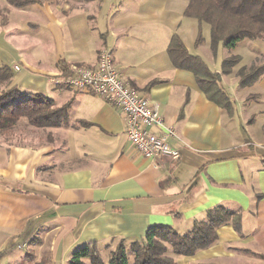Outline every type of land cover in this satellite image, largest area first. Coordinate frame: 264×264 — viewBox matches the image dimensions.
Returning a JSON list of instances; mask_svg holds the SVG:
<instances>
[{
  "label": "crops",
  "instance_id": "obj_1",
  "mask_svg": "<svg viewBox=\"0 0 264 264\" xmlns=\"http://www.w3.org/2000/svg\"><path fill=\"white\" fill-rule=\"evenodd\" d=\"M187 2L39 0L24 10L6 7L7 15L27 17L30 31L14 41L3 31L14 21L0 25V67L12 71L10 84L69 108L66 123L45 129L43 138L0 139L3 264H17L22 249H34V263L66 264L89 243L107 254V246L127 247L155 226L184 235L217 207L239 215L238 227H218L213 245L173 257L176 264H264V76L246 89L237 68L221 76L228 114L206 99L192 73L173 68L172 34L214 73L229 56L222 47L214 55L199 52L204 40L194 45L199 25L183 16ZM101 49L111 51L123 81L157 105L175 132L167 144L177 160L144 158L127 140L115 105L53 84L65 69L95 66Z\"/></svg>",
  "mask_w": 264,
  "mask_h": 264
},
{
  "label": "trees",
  "instance_id": "obj_2",
  "mask_svg": "<svg viewBox=\"0 0 264 264\" xmlns=\"http://www.w3.org/2000/svg\"><path fill=\"white\" fill-rule=\"evenodd\" d=\"M38 2L5 0L7 8L17 10ZM183 16L199 25L195 46L203 40L201 26H208L209 47L213 55L218 47L231 50L243 41H264V0H188ZM167 55L173 68L192 73L206 99L228 114L232 106L219 85L221 76H230L237 68L235 74L241 89L252 87L264 76V62L247 68L240 66L238 56L225 58L221 62L220 74L214 73L198 56L187 52L177 34H172L169 39ZM65 70L64 75L67 73ZM11 79L12 71L7 66L0 67V135L11 133L21 120L34 129L57 128L66 123L68 103L54 107L40 94L21 92L10 84ZM239 219V215L219 207L213 208L207 211L204 221H195L187 234L179 235L170 228L155 226L148 228L140 241L127 247L122 241L114 243V249L107 246L106 263L97 245L89 243L75 250L67 264H128L129 256L132 264H176L173 257H189L210 247L216 241L218 227L226 224L238 227Z\"/></svg>",
  "mask_w": 264,
  "mask_h": 264
},
{
  "label": "built area",
  "instance_id": "obj_3",
  "mask_svg": "<svg viewBox=\"0 0 264 264\" xmlns=\"http://www.w3.org/2000/svg\"><path fill=\"white\" fill-rule=\"evenodd\" d=\"M67 72L62 78L53 80V84L94 94L115 105L123 117L127 140L144 158H179V152L167 144V138L174 136V130L164 126L157 105L123 81L112 62L110 50H100L95 66H72ZM151 128L164 130V133L156 135Z\"/></svg>",
  "mask_w": 264,
  "mask_h": 264
},
{
  "label": "rangeland",
  "instance_id": "obj_4",
  "mask_svg": "<svg viewBox=\"0 0 264 264\" xmlns=\"http://www.w3.org/2000/svg\"><path fill=\"white\" fill-rule=\"evenodd\" d=\"M39 1V0H38ZM109 0H106V2ZM117 4H114V7H116ZM7 8L6 5H4V1L0 0V23L4 21L5 19H8V22L14 21L11 23H8L7 26L3 29V31L6 34V37L9 38V40L17 39L14 41H19L20 36L18 38H14L15 36H18L20 33L24 35L25 33L30 32L25 25L26 22H28V18L25 16L15 17L13 14L7 15ZM106 15H109L107 13V10H104L101 12L100 17H98V22L102 25L104 23V20L106 18ZM104 19V20H103ZM103 21V22H102ZM204 28H206V31L202 33V39L204 40V44L201 45L200 53H204L203 50L207 49L208 52L210 51V47L208 45L209 43V28L207 25L203 24ZM4 26L0 27L3 28ZM208 30V32H207ZM202 40V42H203ZM226 53H228L229 56H238L240 57V66L245 67H251L256 64H260L264 62V41L263 40H256V41H243L239 44H237L233 49L226 50ZM56 107L55 105H53ZM47 132L45 129H34L29 126L25 125V121L21 120L19 121V124L13 129L11 133L0 135V139H6L7 141L13 140L16 144L22 143L23 139H27V137L30 134H33L34 136L38 137L40 136L43 138L44 134ZM14 143V144H15ZM116 245L114 244L111 249H114ZM24 251H21V257L17 264H52V262H45L44 259L41 260V262L34 263L35 256L37 254L34 252V249H22ZM7 253V246L3 248V250L0 252V264H3L2 260ZM101 257L103 258L104 263L107 262V254L104 253L102 250L99 251ZM43 257L46 256L45 254H39ZM54 264H62V263H54ZM67 264V263H66ZM128 264H132V258L129 256V262Z\"/></svg>",
  "mask_w": 264,
  "mask_h": 264
}]
</instances>
